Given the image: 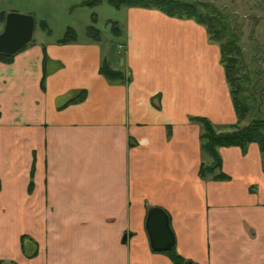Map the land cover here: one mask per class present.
<instances>
[{
	"label": "crops",
	"instance_id": "obj_1",
	"mask_svg": "<svg viewBox=\"0 0 264 264\" xmlns=\"http://www.w3.org/2000/svg\"><path fill=\"white\" fill-rule=\"evenodd\" d=\"M124 7L107 41L37 34L0 58V264H175L149 245L153 205L186 261L264 264L258 144L219 146L226 178L198 174L191 116L237 119L219 44L193 17Z\"/></svg>",
	"mask_w": 264,
	"mask_h": 264
},
{
	"label": "rangeland",
	"instance_id": "obj_2",
	"mask_svg": "<svg viewBox=\"0 0 264 264\" xmlns=\"http://www.w3.org/2000/svg\"><path fill=\"white\" fill-rule=\"evenodd\" d=\"M82 1L0 0V10L32 14L35 19L33 40L37 34H41L43 38L47 39L59 38L64 35L67 27L74 30L76 37L85 38L87 36L86 25L93 23L101 31L100 39L107 41L105 38L110 36L112 31L110 27L114 22L108 20L121 19L124 16L125 7H115L107 0H102L94 6L82 5ZM187 1L195 2L199 10L202 7L200 3L206 2L207 6L202 7L205 13H209L212 8L218 11L222 22L226 24L227 30L234 35L240 48L237 65L244 88L243 92L250 108L247 117L240 124L247 123L253 117L264 116V0ZM93 11L95 17L92 20L91 12ZM216 26H219L218 23ZM2 27L3 24L0 22V30ZM112 37L114 40L111 39L110 43L115 44L114 42L118 41L119 36ZM108 64L110 65L109 62ZM214 125L217 131L228 129L224 126Z\"/></svg>",
	"mask_w": 264,
	"mask_h": 264
},
{
	"label": "trees",
	"instance_id": "obj_3",
	"mask_svg": "<svg viewBox=\"0 0 264 264\" xmlns=\"http://www.w3.org/2000/svg\"><path fill=\"white\" fill-rule=\"evenodd\" d=\"M101 1L102 0H83L82 5L94 6ZM107 2L115 7L131 5L155 7L169 15L193 17L198 22L206 25L209 39L215 40L219 44L220 59L224 66L225 76L229 84L231 99L237 119L232 123L221 124L220 126L227 127L228 129L217 131L214 123L206 116H191V119L201 124L202 131L199 134L200 148L210 157L209 162H200L198 168L199 176L203 177L211 175L216 179L227 177V175L221 170V155L218 150L219 146L238 145L243 151H245L248 143L254 141L258 144L264 162V116H256L250 119L247 123L240 124V122L247 117L250 110L247 97L243 92L244 88L242 86L241 75L237 65V57L240 54V48L235 41L234 35H232L231 31L227 30L226 24L222 22L218 11L211 7L212 9L209 10V13H205L202 10V7L207 6L205 4L206 2L200 3L202 7L199 10L198 5L195 2L187 0H107ZM5 14L6 12L4 10L0 11V22L4 21ZM217 23L219 26H216ZM111 29L113 34L118 35L120 33V29L116 22H112ZM86 31L90 37L100 39V30L93 23H89L86 26ZM74 36V30L71 27H67L64 35H62L59 40L68 41L73 39ZM11 57L12 54L0 53V58L2 59L8 60ZM99 70L109 79L121 81L128 79L122 71L112 68L104 59H102L100 63ZM83 95L84 92L80 90L78 94L69 98V101L81 99ZM25 235L26 234L21 235L22 244ZM163 251L169 254L175 264H184L187 262L185 258L177 252L174 246Z\"/></svg>",
	"mask_w": 264,
	"mask_h": 264
},
{
	"label": "water",
	"instance_id": "obj_4",
	"mask_svg": "<svg viewBox=\"0 0 264 264\" xmlns=\"http://www.w3.org/2000/svg\"><path fill=\"white\" fill-rule=\"evenodd\" d=\"M35 19L32 14L7 12L0 30V53L13 54L33 40ZM145 228L149 245L153 250H168L175 244L174 232L170 226L167 212L160 206L147 209ZM126 233L123 234L125 239ZM187 264H195L187 261Z\"/></svg>",
	"mask_w": 264,
	"mask_h": 264
}]
</instances>
